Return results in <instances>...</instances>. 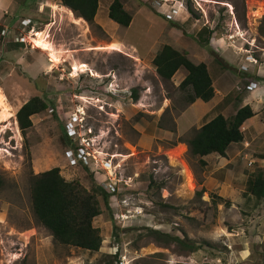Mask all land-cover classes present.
I'll list each match as a JSON object with an SVG mask.
<instances>
[{
	"label": "rangeland",
	"instance_id": "1",
	"mask_svg": "<svg viewBox=\"0 0 264 264\" xmlns=\"http://www.w3.org/2000/svg\"><path fill=\"white\" fill-rule=\"evenodd\" d=\"M119 1L127 27L107 18L111 0H97L90 27L57 0H0V264H264V199L246 191L249 174L264 168V126L250 137L244 131L248 145L233 144L225 157H200L203 165L179 142L216 110L231 115L250 79L264 80L262 0ZM44 2L48 13H37ZM22 19L44 31L59 64L46 51L13 46ZM164 44L205 64L217 89L209 103L186 102L182 68L167 80L156 74L151 59ZM31 96L47 107L22 136L14 114ZM65 123L84 131L94 171L68 163ZM52 167L86 189L117 180L108 209L101 205L91 222L101 238L96 251L60 245L35 222L29 179Z\"/></svg>",
	"mask_w": 264,
	"mask_h": 264
},
{
	"label": "trees",
	"instance_id": "2",
	"mask_svg": "<svg viewBox=\"0 0 264 264\" xmlns=\"http://www.w3.org/2000/svg\"><path fill=\"white\" fill-rule=\"evenodd\" d=\"M59 3L72 12L74 19L81 18L89 27L92 25L97 0H59ZM262 4L264 6V0ZM106 14L108 19L121 27H127L131 20L130 14L119 0H111L107 5ZM205 42L203 46L207 47L208 42ZM151 63L156 74L163 80L171 78L179 68L185 71L178 87L187 91V103H192L195 99L207 102L212 97L211 78L204 63H192L184 52L166 44L153 55ZM131 94L135 100L133 89ZM221 103H225V98ZM46 107L47 104L42 98L31 96L17 108L14 118L22 136L31 126L30 116ZM216 112L213 117L194 129L189 138L179 140L186 145L189 155L199 158L202 165L204 161L200 157L210 153L223 157L231 143L241 141L242 133L239 127L245 119L253 115L248 105L238 107L227 117L217 110ZM64 137L70 141L66 135ZM29 181L30 207L35 222L49 232L52 240L60 245L96 251L101 238L98 228L93 227L91 222L100 214L101 205L108 209V198L111 194L93 181L89 189H86L75 180H64L58 167L32 174ZM2 186L3 179L0 177V189ZM201 191L202 189L196 195L199 196ZM246 191L256 201L264 199V168H256L249 174ZM173 239L180 241L178 238Z\"/></svg>",
	"mask_w": 264,
	"mask_h": 264
},
{
	"label": "crops",
	"instance_id": "3",
	"mask_svg": "<svg viewBox=\"0 0 264 264\" xmlns=\"http://www.w3.org/2000/svg\"><path fill=\"white\" fill-rule=\"evenodd\" d=\"M49 4H47V2H44V4H42V6L40 7V8H38L39 10H37V13H40L42 10H45L46 11V13H48V11H49V6H48ZM54 6H56L57 8H62V9H64V11H67V13H68V15L72 18V21H74V22H79L80 24L79 25H81V24H85L86 25V23L81 19V18H79L78 20L77 19H74V17H73V15H72V12L67 8V7H65V6H63V5H61L60 3H59V0H57V2L56 3H54L53 4ZM62 14V13H61ZM96 14V13H95ZM65 17L67 18V15H65ZM93 19H95V15H94V18ZM82 22V23H81ZM215 38V36H213V31H211L210 32V40L211 41H213V39ZM13 46H15L17 49H22V45L21 44H14ZM257 73H259V72H257ZM257 75H259V74H257ZM261 76H256V78H254V79H250L251 81H253V82H255V86H254V88H252L251 90H248V91H244L245 92V96H243L242 98H241V100H240V104L238 105V107H241V106H243V105H248L249 106V108L251 109V111L253 112V115L251 116V117H249V118H247V119H245L243 122H242V124L240 125V127H239V130L241 131V133H242V140L241 141H239V142H243L244 143V145H248V143H247V139H248V137H250L251 136V134L253 135V134H258V132L257 131H260V132H262L261 131V126H264V113H263V110H261V105H260V101L261 102H264V80H262V78H260ZM211 78V77H210ZM110 81L111 80H109V81H107L106 83H110ZM249 80H247V82H248ZM246 82V83H247ZM211 84H212V87H213V92L215 93L216 91H217V89L213 86L214 84H213V80L211 79ZM245 85V84H244ZM244 87V86H243ZM214 93H213V95L212 96H214ZM227 95V94H226ZM226 95L224 94V96L222 97V100L224 101V98L226 97ZM211 99V98H210ZM227 99H229V97L227 98ZM263 100V101H262ZM209 101V100H208ZM201 102V100H199V99H195L194 100V104H204V103H209V102ZM225 101H226V99H225ZM238 102H239V98H238ZM223 104V103H222ZM192 106V105H191ZM237 107V108H238ZM236 108V109H237ZM212 112V110H211V108H209V111L204 115V117H206L209 113H211ZM220 113V112H219ZM216 113H214V115H215ZM221 114V113H220ZM213 115V116H214ZM213 116H211V117H213ZM210 117V118H211ZM258 118L259 120H260V126H254V125H252L253 124V121H254V119L255 118ZM260 117H262V118H260ZM209 118V119H210ZM209 119H207V120H209ZM207 120H205V121H207ZM252 125V126H251ZM257 127V128H256ZM244 131H246V135L248 134V137H246L245 136V134H244ZM259 132V133H260ZM239 142H237V143H239ZM233 144H236V143H231L227 148H226V150H225V155H227V152H228V148L229 147H231ZM213 154H215V153H210V154H208V155H213ZM215 155H217V154H215ZM225 155L223 156V157H225ZM206 156V155H205ZM218 156V155H217ZM219 157H221V156H219ZM256 159V158H255ZM251 161H254V160H249V164L251 163ZM253 163V162H252ZM259 167H263L264 165H262V166H260V165H258Z\"/></svg>",
	"mask_w": 264,
	"mask_h": 264
},
{
	"label": "built area",
	"instance_id": "4",
	"mask_svg": "<svg viewBox=\"0 0 264 264\" xmlns=\"http://www.w3.org/2000/svg\"><path fill=\"white\" fill-rule=\"evenodd\" d=\"M178 2V0H177ZM177 8H171L170 11L172 13H176ZM20 25H22L24 28H22L21 33L16 34V36L13 38V42L14 43H24L25 46L29 47V50L32 49V46L30 44V42L28 40H26L27 36H31L36 32V29L34 28L33 24L31 23V20L29 19H22L20 21ZM246 57H248V55H246ZM255 86V82L253 81H249L245 86V90H251L252 88H254ZM73 116V115H71ZM65 125V135L71 140V142L73 143V148L69 149L66 153V159L68 160V163L70 165H73L74 163H80L82 166H86L89 167L90 169H92L94 171V168L91 165L92 160L95 158L93 155H91L88 150H87V146H88V139L87 136H85V134L83 135V132H79V129L77 130L75 128V126L73 125H67L66 123ZM78 128V127H77ZM88 129V128H87ZM88 132H90V130H88ZM73 139H78L77 141V145L74 144ZM109 177V175H108ZM116 182L117 180H115V178H108L107 180H104V183H100L102 184L101 187L107 191L110 194L114 193V188H116ZM121 261L118 262V264H120ZM220 260L218 258L214 259L213 262H209V264H219Z\"/></svg>",
	"mask_w": 264,
	"mask_h": 264
},
{
	"label": "bare ground",
	"instance_id": "5",
	"mask_svg": "<svg viewBox=\"0 0 264 264\" xmlns=\"http://www.w3.org/2000/svg\"><path fill=\"white\" fill-rule=\"evenodd\" d=\"M253 16H254L253 18L256 19V14L254 12H253ZM29 41H30V43H32V48H37V49H40L42 51H46L48 56H49V58H50V62H52L54 65L59 64L61 62L60 58L57 55L56 49L53 47V45L51 44L50 41H47L45 39L44 31H37L36 30V32L30 37ZM108 49L117 50V47L109 46ZM81 71H84V70L83 69L79 70V72H81ZM77 75H78V71L74 69L72 74H71V77H75ZM10 116L12 117V114H10ZM190 179H191V176L188 174L187 175V182H188V180L190 181Z\"/></svg>",
	"mask_w": 264,
	"mask_h": 264
},
{
	"label": "clouds",
	"instance_id": "6",
	"mask_svg": "<svg viewBox=\"0 0 264 264\" xmlns=\"http://www.w3.org/2000/svg\"><path fill=\"white\" fill-rule=\"evenodd\" d=\"M186 2V0H184V3ZM18 44V43H17ZM77 126V125H76ZM82 128H83V126H82Z\"/></svg>",
	"mask_w": 264,
	"mask_h": 264
}]
</instances>
